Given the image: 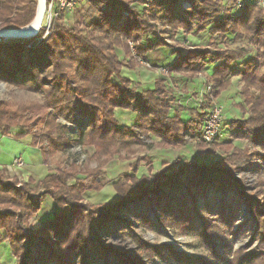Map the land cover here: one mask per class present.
I'll return each instance as SVG.
<instances>
[{
  "label": "trees",
  "instance_id": "trees-1",
  "mask_svg": "<svg viewBox=\"0 0 264 264\" xmlns=\"http://www.w3.org/2000/svg\"><path fill=\"white\" fill-rule=\"evenodd\" d=\"M191 1V7L183 10L180 0H87L86 14H81L71 25L65 22V16L53 19L51 34L36 46L26 48L44 34V28L30 40L1 41L0 81L44 93L42 103L10 104L0 100L3 135H11L12 128L19 127V120L26 115H35L48 129L43 136L48 139L52 156L66 151L72 143L68 127L57 119L75 123L89 117L88 127L80 131L78 142L95 147L99 166L116 156L121 160L130 158L137 152L134 145L142 143L143 137L157 138L156 145L162 148L180 149L191 143L195 134L201 133L208 115L209 97H219L228 88L235 74L233 67L237 65L241 66L236 75L242 81L240 108L244 117L229 121L231 136L252 139L264 147V10L252 2L233 12V9L226 10L227 0ZM37 6L38 0H0V28L28 26L35 18ZM158 21L170 27L168 31L162 29L170 37L179 29L188 34L207 30L213 43L216 34L219 37L232 34L235 38L240 34L241 39L258 50L257 57L245 59L249 52L246 47L224 49L212 44L211 47L178 48L157 39L155 22ZM130 39L136 54L144 60H149V53L159 47L173 49L177 56L173 63L166 65L171 71L193 74L214 63L209 78L213 83L212 93L204 95L205 103L198 107L176 103L167 97L165 78H160L151 89L135 87L133 80L122 74L123 67L133 69L136 64ZM118 48L123 49L126 61L118 55ZM118 109L136 114L135 124L121 125L116 116ZM184 112H188L189 119L184 118ZM187 132L192 140L186 139ZM27 134L18 132L15 138H24ZM197 144L200 149L206 148L201 142ZM207 151L221 154L210 163L196 157H177L159 170L154 169L150 157L137 156L129 164L130 170L114 181L116 197L96 205L85 204L83 195L89 189L103 188L98 181L105 173L103 167L86 174L80 173L73 162L69 169L48 173L41 180L44 192L38 205L35 192L29 186L17 179H4L0 171V245L9 243L17 259L15 264H26L25 260L75 264L77 258L80 264H92L93 255L106 264H145L155 255L164 259L171 257L180 264H214L188 256L168 244H151L139 235L132 237L135 250L112 245L101 235L110 222L119 218L120 210L141 201L144 208L136 215L143 224L156 227L158 223L162 228L197 232L201 242L216 253V226L205 211L210 208L214 193L234 191L250 201V212L264 237L263 201L246 192L230 163L234 158V164L244 150L229 141H217ZM144 164L148 173L139 175ZM86 178H91L93 185L86 186ZM45 197L55 202V214L34 230L31 222ZM152 204L157 221L147 211ZM218 215L228 227L237 219L233 205L228 202H223ZM29 245L35 252L29 251ZM35 253L38 259L34 258Z\"/></svg>",
  "mask_w": 264,
  "mask_h": 264
},
{
  "label": "rangeland",
  "instance_id": "rangeland-1",
  "mask_svg": "<svg viewBox=\"0 0 264 264\" xmlns=\"http://www.w3.org/2000/svg\"><path fill=\"white\" fill-rule=\"evenodd\" d=\"M80 5L65 15V22L68 25L74 23L76 19H80L81 14H86L87 0L83 1ZM264 0H259L255 4L264 10ZM253 3V2H252ZM147 5V4H146ZM192 5L191 0H180V6L183 10H188ZM227 11L236 12L240 10L238 7V0H227ZM245 6V5H244ZM243 6V7H244ZM84 7V8H83ZM139 7V6H137ZM241 7V8H243ZM141 9V7H139ZM239 8V10H238ZM125 15L128 13L124 12ZM97 16V15H95ZM93 16V17H95ZM53 22V20H52ZM157 31V39H164L168 43L180 48H194L195 46H209L212 44L218 45V48H232L239 49L246 47L249 49L245 59H255L257 57V49L248 44L246 40L238 38L234 35L228 34L227 36H214V42L210 41V34L208 31H203L199 34L186 33L184 30L179 29L174 37L164 34L162 29L169 30L170 27L164 26L160 21L155 22ZM45 33V30H44ZM33 43V42H31ZM30 43V44H31ZM129 44L132 48L133 55L135 56L136 64L134 68L123 67L122 74L130 77L133 84L138 89H151L160 78H165L168 84L167 97L174 99L176 103L185 104L189 107H198L202 102L205 103L204 95L208 96L212 93H205V86L213 83L210 82V70L208 67L201 68L195 73L189 71H171L166 65H170L175 60L177 54L173 49L167 47H159L149 53V60H144L136 54L134 42L130 39ZM33 45H37L32 44ZM31 46V47H32ZM29 47V48H31ZM27 48V47H26ZM27 48V49H29ZM118 55L124 61L126 58L122 48L117 49ZM152 62H151V61ZM240 63V62H239ZM209 65H214L210 63ZM241 65V64H238ZM241 66L235 65L234 75L230 78V85L225 89L221 98L210 96V104L208 106V114L215 105L219 103L223 106V125L220 136L211 144L204 143L200 135L195 134L194 140L180 149L162 148L156 145L157 138L146 139L143 137L142 143L134 145L136 154L131 155L128 159H119L114 157L107 164H101L100 160L94 156L95 147L89 145H81L78 142L80 131L88 127L89 117L80 118L75 123H68L62 118H58L57 122L65 124L68 127L69 134L72 139L71 145L64 152L50 155V148L48 146V139L43 136V133L48 132L45 124L38 122L35 115H26L23 119L19 120V127L12 128L10 134L12 138H4L0 140V166L4 179H17L19 183L26 184L33 192H35V203L39 204L40 195L44 192L41 188V180L48 173H56L57 170L64 168L69 169L71 164H77L76 169L81 173H89L93 169L103 167L104 174L98 178L103 188L99 190H87L83 195V202L85 204H98L111 201L116 197V192L113 188L114 181L118 176L130 170L129 164L136 159L137 156L146 155L152 160L155 170L164 168L166 164L170 163L177 157L183 159H192L196 157L199 161L210 163L219 158L220 153L212 154L207 150L217 141H229L233 146L238 149H243L244 154H240L233 164L235 167V175L242 181L246 192L253 193L257 200L262 202L261 212H264V147L259 143L254 142L252 139H236L231 136V129L229 128V121L232 119L243 118L244 115L241 111L240 105L243 98L241 96L242 81L239 75H236ZM116 80V78H115ZM193 83V84H192ZM191 85V86H190ZM43 91L35 92L27 89H19L9 83L0 81V100L7 101L10 104L27 103L43 101ZM189 95V96H187ZM230 100V101H229ZM177 108V107H175ZM174 108V109H175ZM174 111V110H173ZM185 119L186 114H183ZM116 116L121 125L135 124L136 114L118 109ZM208 117V115H207ZM206 117V119H207ZM205 119V121H206ZM204 121V123H205ZM203 128V126H202ZM1 131V130H0ZM18 132L28 133L24 138H15ZM3 134V133H2ZM9 136V135H8ZM186 139L192 140L189 132L185 135ZM36 144L34 145V143ZM203 143L206 147L200 149L197 143ZM33 145L37 148L34 149ZM207 149V150H206ZM15 157H21L24 165H33L34 168L27 166L15 167L13 161ZM14 167V168H13ZM4 168V169H3ZM10 169H19L18 172L7 171ZM3 169V170H2ZM29 172L28 176L23 175L21 172ZM31 170V171H29ZM148 173L147 165H142L139 170V175ZM32 174V175H30ZM86 186L93 185L91 178H86ZM46 199L41 204L37 217L31 222L32 228L35 230L39 227L42 221L50 220L54 217L56 205L51 197ZM223 202H228L233 205L237 219L235 223L228 227L222 220H220L218 211L223 208ZM191 205V204H190ZM141 201L132 204L130 208H124L119 211V218L110 222L103 230L102 237L112 245H123L127 250H135V244L132 237L139 235L151 244H168L175 250L182 252L188 256L202 258L204 260L213 262L214 264H264V237L260 231L259 223L253 218L250 208V201L246 197H242L238 192L229 191L225 194L214 193L213 201L210 208L205 211L209 219L216 226L217 232L214 242L216 253L211 251L207 245L201 242L200 236L197 232H189L175 228H162L156 223V227H149L143 224L137 218V212L143 207ZM203 207V205H200ZM155 219V206L147 210ZM155 216V217H154ZM158 226V227H157ZM160 228V229H158ZM263 229V227H261ZM33 239V238H32ZM29 251L35 252V248L31 245L28 246ZM40 250L44 251L43 245H40ZM39 255L35 253L34 258L38 259ZM251 257H254L253 259ZM17 259L12 255L9 243L6 241L0 245V264H15ZM26 264H46L42 261L31 262L25 260ZM79 258L76 259L75 264H80ZM92 264H106L100 261L93 255ZM145 264H180L171 257L168 259L161 258L157 255L153 259L147 260Z\"/></svg>",
  "mask_w": 264,
  "mask_h": 264
},
{
  "label": "built area",
  "instance_id": "built-area-1",
  "mask_svg": "<svg viewBox=\"0 0 264 264\" xmlns=\"http://www.w3.org/2000/svg\"><path fill=\"white\" fill-rule=\"evenodd\" d=\"M82 0H48V5L46 12L50 15V22L48 25L44 26L45 33L37 37L33 43H29L26 47L29 48L32 44H38L41 41L45 40L52 32V20L65 16L68 13L72 12L76 5H78ZM259 0H238V7L241 8L245 5L246 2L256 3ZM262 1V0H261ZM264 4V2H263ZM6 41V39H0L1 41ZM212 86L207 84L205 86V93H210ZM223 106L219 103H215L213 108H211L208 117L203 124L200 138L204 143L211 144L213 143L221 134L222 125H223ZM24 165V161L21 157H15L13 161V166L21 167Z\"/></svg>",
  "mask_w": 264,
  "mask_h": 264
},
{
  "label": "water",
  "instance_id": "water-1",
  "mask_svg": "<svg viewBox=\"0 0 264 264\" xmlns=\"http://www.w3.org/2000/svg\"><path fill=\"white\" fill-rule=\"evenodd\" d=\"M48 0H38V6L35 18L26 27L22 28H0V39H19L30 40L33 37H37L41 28H43L42 22L46 13ZM31 25V28L29 27Z\"/></svg>",
  "mask_w": 264,
  "mask_h": 264
},
{
  "label": "crops",
  "instance_id": "crops-1",
  "mask_svg": "<svg viewBox=\"0 0 264 264\" xmlns=\"http://www.w3.org/2000/svg\"><path fill=\"white\" fill-rule=\"evenodd\" d=\"M213 66H214V65H210V66H208V70H210V72H211V70L213 69ZM192 84H193V83H192ZM190 86H191V85H190ZM187 96H189V95H187ZM222 96H223V94H222L219 98H221ZM229 101H230V100H229ZM183 114H186V115H187L188 112H184ZM184 118H185V117H184ZM186 118H187V119L190 118L189 114L186 116ZM11 136H13V135H9V136H8V135H3L2 132L0 131V140H2V139H4V138H7V137H8V138H9V137L12 138ZM26 137H27V136H26ZM33 147H34V149L37 148V147H35L34 145H33ZM12 164H13V163H12ZM24 166H27V167H29L30 169H31V168H34L33 165H31V164H30V165L25 164ZM1 167H3V166H0V171H1ZM13 168H14V167H13ZM13 168H12V169L9 168V170H7V171H11V172H13V173H14V172H18L19 169L17 170V169H13ZM3 169H4V168H3ZM3 169H2V170H3ZM29 171H31V170H29ZM21 172L23 173L24 176H26L25 174H27V176H28V173H29V172H24V171H22V170H21ZM30 175H32V174H30Z\"/></svg>",
  "mask_w": 264,
  "mask_h": 264
},
{
  "label": "bare ground",
  "instance_id": "bare-ground-1",
  "mask_svg": "<svg viewBox=\"0 0 264 264\" xmlns=\"http://www.w3.org/2000/svg\"><path fill=\"white\" fill-rule=\"evenodd\" d=\"M49 22H50V15H49L48 12H46L45 13V16L43 18V22H42L43 27L46 26V25H48ZM29 27L31 28V25Z\"/></svg>",
  "mask_w": 264,
  "mask_h": 264
}]
</instances>
